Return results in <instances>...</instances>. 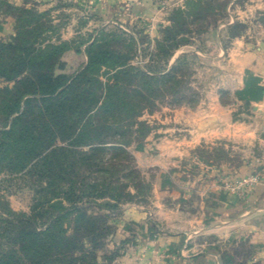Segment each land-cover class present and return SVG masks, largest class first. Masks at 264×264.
Wrapping results in <instances>:
<instances>
[{"label":"trees","instance_id":"1","mask_svg":"<svg viewBox=\"0 0 264 264\" xmlns=\"http://www.w3.org/2000/svg\"><path fill=\"white\" fill-rule=\"evenodd\" d=\"M35 21L20 9L16 37ZM48 30L0 42V80L8 83L0 87V170L33 192L28 212H0V264H110L121 252L99 254L114 238L106 211L146 190L127 146L150 131L138 119L143 110L179 81L172 69L130 65L104 36L73 49L86 60L69 73L61 57L72 46L48 42ZM163 42L157 47L169 56Z\"/></svg>","mask_w":264,"mask_h":264},{"label":"rangeland","instance_id":"2","mask_svg":"<svg viewBox=\"0 0 264 264\" xmlns=\"http://www.w3.org/2000/svg\"><path fill=\"white\" fill-rule=\"evenodd\" d=\"M111 1L114 7L103 17L90 12L89 8L93 7L90 0H0V42L9 43L15 38L31 39L35 35V28L36 31L49 29L44 34L48 42L60 39L72 46V50L66 51L61 57L66 64L65 70L70 73L86 60L84 53H75L73 49L76 46L83 48L94 37L104 36L103 41L109 47L129 57L130 65L143 71L172 69L171 73L176 75L178 85L172 89L163 88L154 106L143 110L138 117L149 124V133L127 146L133 158L132 164L139 171L146 190L122 203L119 209L106 211L109 215L107 223L112 228L109 239L112 236L114 238L106 241L99 251V254H109L120 247L121 253L110 264H143L144 244L159 234L160 227L149 218L141 222L144 219L138 217L142 216L139 211L150 205L152 195L157 198L162 194L155 195L152 191L154 168L149 166L152 163V147L147 141L168 139L183 132L175 126L178 122L174 115L178 106L193 107L202 100H211L214 95L210 96V91L223 82L227 69L226 64L219 60L223 57L220 47L225 51L235 37L245 36L247 40L256 41L264 36V0H148L145 7L152 8L155 13H145L144 16L134 14L133 1H127L123 10L117 8L119 2ZM22 8L33 12L37 18L35 22L40 24L33 22L28 28L24 27L17 38L15 27ZM179 11L182 12L179 14ZM28 19H22L21 22L25 24ZM149 22L154 25H149ZM165 29L173 35V40H164L167 35ZM157 42L167 45L171 50L169 56H164V49L158 48ZM218 52L221 56L216 59ZM100 79L105 82L103 68ZM7 84L0 80V87ZM229 100L228 92L222 90L221 101ZM240 117L234 116L235 119ZM199 155L195 165L191 162L176 163L171 175L172 190L164 195H169L171 199L178 197L181 187L188 189L189 193L194 188L195 193L193 191L189 195L190 203H193L197 200V192H202L200 190L209 185H216L220 191L234 194L228 185L232 186L248 176H236L230 166L227 167L228 163L235 165L240 162L237 149H225L222 144L214 145L213 148L203 145ZM130 191L134 192L133 188ZM31 195L33 192L21 177L0 170V212L7 207L28 212ZM178 200L173 202L182 201ZM186 206L190 208V204ZM182 244L181 249H185L186 242ZM216 247L225 264H257L241 257L244 250L240 244L235 246L220 241ZM99 261L108 264L100 257Z\"/></svg>","mask_w":264,"mask_h":264},{"label":"crops","instance_id":"3","mask_svg":"<svg viewBox=\"0 0 264 264\" xmlns=\"http://www.w3.org/2000/svg\"><path fill=\"white\" fill-rule=\"evenodd\" d=\"M90 1L94 8L89 10L97 16H106L114 7L111 0ZM116 1L120 10L133 1L137 16L155 13L145 7L148 0ZM220 49L223 57L218 52L216 59L227 69L223 82L210 91L211 100L178 106L175 126L183 132L147 141L152 147V191L162 194L152 195L150 205L139 211L141 222L149 218L160 227L159 234L144 244L143 264H223L216 247L220 241L240 244L243 259L264 264V36L256 41L235 37L225 51ZM222 90L230 95L228 102L221 101ZM234 116L241 117L234 120ZM217 144L238 150L240 162L226 165L236 176L257 174L258 181L245 197L222 192L216 185L200 190L203 194L198 191L193 203L189 195L194 188L189 193L181 187L178 197L171 199L164 195L172 190L176 163L195 165L203 145L213 148ZM178 199L182 201L173 202ZM183 241L185 249H181Z\"/></svg>","mask_w":264,"mask_h":264},{"label":"built area","instance_id":"4","mask_svg":"<svg viewBox=\"0 0 264 264\" xmlns=\"http://www.w3.org/2000/svg\"><path fill=\"white\" fill-rule=\"evenodd\" d=\"M258 181L257 174H250L246 176L245 178L241 179L240 182L233 184L230 186V190L237 195L238 197H245L249 188L252 186V184L256 183Z\"/></svg>","mask_w":264,"mask_h":264}]
</instances>
